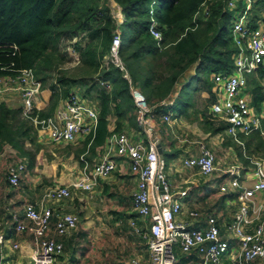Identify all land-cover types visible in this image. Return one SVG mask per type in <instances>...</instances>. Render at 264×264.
Returning a JSON list of instances; mask_svg holds the SVG:
<instances>
[{"label": "trees", "instance_id": "trees-1", "mask_svg": "<svg viewBox=\"0 0 264 264\" xmlns=\"http://www.w3.org/2000/svg\"><path fill=\"white\" fill-rule=\"evenodd\" d=\"M111 1L119 6L122 16L117 24L118 55L146 101L151 104L166 97L178 76L195 62L191 77L195 79L194 89L204 95L202 108H197L190 97H181L180 91L171 108L190 120L199 119L203 129L211 133L222 132L226 122L207 112V106L215 98L212 74L231 69L235 50L227 28V0ZM262 9L264 0H253V13ZM150 17L155 18L158 39L148 30ZM114 27L107 0H0V75H13L21 67L33 71L40 83L38 93L43 105L36 110L38 116L50 115L58 100L77 84L83 85V94L96 103L92 134L75 146H63L64 153L71 152L80 163L83 161L78 154L82 152L84 160L89 159L110 133L106 126L109 115L115 119L113 131L135 122L121 70L101 62ZM73 37L77 40L70 42ZM62 42L77 52L72 67L62 66L65 56L67 62L71 61ZM261 76L258 70L246 80L256 108L264 95ZM99 80H108L110 88H104ZM36 133V126L22 114L21 106L0 101V148L3 144L14 148L25 158L28 169L36 165V155L42 149ZM237 138L242 144L229 136L223 144L232 146L244 166L251 158L264 159V134L257 130L239 132Z\"/></svg>", "mask_w": 264, "mask_h": 264}, {"label": "built area", "instance_id": "built-area-1", "mask_svg": "<svg viewBox=\"0 0 264 264\" xmlns=\"http://www.w3.org/2000/svg\"><path fill=\"white\" fill-rule=\"evenodd\" d=\"M253 0H227L225 8L228 14V31L234 45L231 69L215 71L212 80L215 84V98L209 103L208 111L226 122L223 134L231 136L237 143V133L246 134L257 130L264 134V95L258 107L252 103L251 93L246 88L247 76L260 70L264 75V23L258 22L260 15L252 11ZM115 4V3H114ZM115 12L109 10L116 22L106 54L102 57L103 65L111 63L121 70L127 81L128 91L132 99L133 114L141 135L133 140L124 131H114L108 136V145L98 159L90 166L83 158L81 175L71 183L81 189H90L96 177H106L117 163L114 156L127 161L129 170L136 174V188L131 194V204L137 214L148 220L146 248L148 264H173L175 260L174 246L185 253L195 251L199 254V264H218L227 258V264H248L255 258L264 259V197L261 202L255 201L257 192H264V159L251 158L253 180L250 186H243L238 177L241 164L232 165L225 171L228 175L218 189L226 187L236 189L237 205L231 219L226 224V231L235 240V246L229 245L227 238L222 237L216 225L215 216L206 214L204 227H188L179 220L180 201L169 190L164 176V161L157 152L156 137L153 131L152 107L140 91L131 82L124 63L118 55L119 31L117 24L121 21L119 6ZM263 16H260L261 19ZM155 18L150 17L148 30L158 39L160 33L155 29ZM68 51H74L67 47ZM74 58L77 61L78 55ZM264 78V77H263ZM106 89L110 88L108 80H99ZM263 84V83H262ZM40 83L29 67L18 68L13 75H0V94L12 92L21 100L22 114L29 118L36 130L44 133L47 140L56 143L72 142L78 137L85 138L92 134L97 120V108L89 103L74 85L67 96L56 103L48 116H38L39 109L36 95ZM250 93V94H249ZM173 93L157 101L166 107L161 120L168 123L172 120L170 106L174 101ZM158 141V140H157ZM213 153L201 146L198 154L182 160L186 166H192L203 176H209L214 170ZM26 172L25 159L20 158L7 168V183L10 187L18 185L20 177ZM182 193V192H180ZM179 193V194H180ZM69 195L66 185H55L46 190L43 198L60 199ZM40 200L39 206L32 202L22 205V220L15 212H11L14 230L29 231L36 237V245L28 254L26 264H53L55 257L62 251V243L48 235L50 217L54 216L52 229L56 234H65L77 224V217L72 212H52L49 206ZM188 215H198L189 210ZM23 220H27L24 222ZM4 236L0 231V264H6L1 246ZM11 248H19L16 241L9 242Z\"/></svg>", "mask_w": 264, "mask_h": 264}, {"label": "crops", "instance_id": "crops-1", "mask_svg": "<svg viewBox=\"0 0 264 264\" xmlns=\"http://www.w3.org/2000/svg\"><path fill=\"white\" fill-rule=\"evenodd\" d=\"M108 2L112 3L113 8L116 5L111 0ZM194 66L195 62L190 64L178 78H187V81L194 73ZM187 75L188 77H186ZM178 78L170 92L175 94L174 98L183 86H178ZM75 88L89 103L96 107V103L83 94V85L77 84ZM0 101L10 106H21L19 96L12 94V92L0 94ZM35 104L39 108L43 107L38 92ZM151 104L153 105L151 113L153 133L160 145L161 152L159 155L164 161V169L168 160V168L164 171V176L168 182L169 190L173 192L181 205L179 220L186 222L188 227H204L206 214H213L220 235L227 238L229 245L234 247L235 240L226 231V224L236 209V189H231L228 186L225 191H220L218 186L228 179L225 170L238 163L241 164L238 177L240 183L246 187L250 186L253 180L251 163L244 166L232 146L223 144L228 136L223 134V131L211 133L203 129L199 119L190 120L181 114H175L171 108L173 104L170 106L173 118L166 123L161 120L162 112L166 110V107L163 106L164 108H162V105L158 104L157 101L151 102ZM155 106H157V110H155ZM158 106L161 107L158 108ZM208 106L207 112H209ZM131 115L135 121L133 111H131ZM182 117L187 121L183 120ZM114 122V116L109 115L106 126L110 133L114 132ZM120 131L126 132L133 140L142 136L136 122L134 125L125 123ZM36 132L37 140L42 144V149L46 143L75 145L83 139L78 137L72 142L56 143L47 140L44 133L37 130ZM109 134L104 138L103 143L95 148L93 155L86 159L88 166L106 150ZM201 146L207 147L213 153L215 168L209 176H203L195 167L186 166L182 163L184 158L198 154ZM218 149L222 152L220 162H218L216 155ZM49 152V159H51L54 153L53 151ZM64 155L73 157L71 152L69 154L64 153ZM40 156L41 154L38 153L37 162ZM20 158L25 159L8 144L1 146L0 231L4 236L1 248L6 264H26L28 254L37 242L36 237L31 232L14 230L11 212H15L17 218L22 220L23 203L29 201L39 206L41 199L45 206L51 208L52 212H72L77 217L76 226L62 235L54 233L52 229L54 216L50 217V227L46 235L62 243V251L55 257L53 264H148L146 238L149 222L137 214L132 207L131 194L136 188L137 176L129 170L126 160L114 156L117 163L114 170L106 177H96L91 183L90 189H81L71 185L73 180L80 177L81 167L84 163H80L75 157L77 168L69 174H55L48 167L36 171L37 165H35L31 169L26 167V172L20 177L18 185L10 187L6 179L7 168ZM43 178L50 179V184L41 187L40 182ZM55 185H66L69 195L56 200H45L43 198L44 193L48 188ZM263 197L264 192H257L255 201L261 202ZM189 210L197 211L198 215L194 217L188 215ZM23 221L27 222V220ZM117 234H120V248L115 252L109 248L108 241ZM12 241L18 242L19 248H11L9 242ZM174 249H177L182 257L178 261L175 258L173 264H199V254L194 250L185 253L178 246H174ZM256 259L260 258L254 260ZM227 262V258L224 257L218 264H227Z\"/></svg>", "mask_w": 264, "mask_h": 264}, {"label": "rangeland", "instance_id": "rangeland-1", "mask_svg": "<svg viewBox=\"0 0 264 264\" xmlns=\"http://www.w3.org/2000/svg\"><path fill=\"white\" fill-rule=\"evenodd\" d=\"M101 1L102 0H97L98 3H101ZM108 1L109 0H107L109 10L115 12V9L112 7V3L108 2ZM153 7H154V9L156 8L155 5ZM255 12H254L255 14L263 16L262 17L263 19H261L259 16V18L257 20L258 22L263 24L264 23V10L262 9L260 11H255ZM227 28H228V25H227ZM75 40H77V38L73 37L70 40V42H73ZM78 40H80V39H78ZM65 42H67V41H65ZM65 42L64 43L62 42L61 45L62 46L65 45ZM80 42H82V41H80ZM66 45H67V43H66ZM66 45L63 48L71 56V61L67 62V57L65 56L64 62L62 63V66L63 67H72L71 66L72 63L75 62V58H74L75 52L74 51H76V50H74L73 52L68 51L67 47L71 48V46L70 45L66 46ZM188 75L186 77H188ZM254 75H255L254 73H251L250 76H254ZM183 77H185V76L183 75ZM263 77H264V75H263ZM263 77L259 78L261 83L264 82ZM180 78H178V81H177L178 86L183 85L182 88L180 89V96L181 97L182 96L190 97L193 100V102L195 103V106L197 108H202L204 95L201 92L199 93L196 89H194L195 88L194 77H190L187 81H186L187 78H183L184 80L180 79ZM182 119L186 120L183 117H182ZM71 145L75 146L74 144H71ZM63 146H64V144L53 145V143H46V145H43V149H41V152L39 153V154H41V156L39 157V159H37L38 162L36 161V165H37L36 171H38L39 169L42 170V168L48 167L51 169V172L53 171V172H55V174H60V173L69 174L73 170H76V168H77L76 159L74 157L64 155ZM49 151H53V153H54V155L51 159H49V157H48V155H50ZM37 155H38V153H37ZM216 155L218 158V162H220V158L222 155V152H220V149L217 150ZM59 162H61V163H59ZM167 168H168V160H167V163L165 165V169L163 167V172L166 171ZM50 182H51L50 179L48 180V179L43 178V180L40 182V186L44 187L45 185H49ZM108 246L111 250H113L115 252L118 251V249L120 248V234L114 235L113 238L108 241ZM174 255H175V258L177 261L182 257V254L177 249H174ZM258 260H259V262H257ZM248 264H264V260L256 259V260H253L252 262H249Z\"/></svg>", "mask_w": 264, "mask_h": 264}, {"label": "water", "instance_id": "water-1", "mask_svg": "<svg viewBox=\"0 0 264 264\" xmlns=\"http://www.w3.org/2000/svg\"><path fill=\"white\" fill-rule=\"evenodd\" d=\"M156 148H157V152L160 153L161 149H160L159 142L157 140H156Z\"/></svg>", "mask_w": 264, "mask_h": 264}]
</instances>
